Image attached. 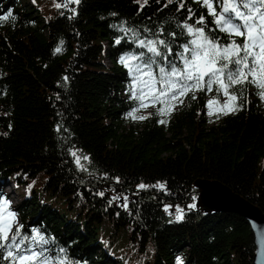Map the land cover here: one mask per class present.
Instances as JSON below:
<instances>
[{
  "label": "trees",
  "instance_id": "trees-1",
  "mask_svg": "<svg viewBox=\"0 0 264 264\" xmlns=\"http://www.w3.org/2000/svg\"><path fill=\"white\" fill-rule=\"evenodd\" d=\"M179 2L148 0L141 8L137 0H80L57 8L67 0H0V15L15 17L0 21V199L23 235L38 230L50 241L48 255L67 264H252L248 223L234 213L202 211L194 183L218 181L264 214L258 90L246 84L241 109L228 115L207 116L213 90L189 94L168 117L151 106L140 109L149 110L147 119L127 117L138 101L120 57L145 51L132 32L156 38L162 28L170 59L182 66L175 53L190 39L178 26L187 9L195 12L189 23L204 14L215 27L206 8L183 0L178 10ZM210 34L227 42L223 33ZM69 149L90 158L81 161L88 171L78 170ZM158 183L165 188L153 187ZM10 194L20 200L11 204ZM0 264L9 261L0 257Z\"/></svg>",
  "mask_w": 264,
  "mask_h": 264
},
{
  "label": "snow or ice",
  "instance_id": "snow-or-ice-1",
  "mask_svg": "<svg viewBox=\"0 0 264 264\" xmlns=\"http://www.w3.org/2000/svg\"><path fill=\"white\" fill-rule=\"evenodd\" d=\"M172 3L173 0H168ZM68 3L79 4L80 0H67L65 4L57 3V8L67 7ZM143 8L148 0H137ZM201 7L207 9V16L212 17L214 28H209L204 14L192 21L195 12L188 8V16L178 26L184 30L190 39L180 45L181 51L175 55L182 66H177L170 57L173 48L169 41L161 39L164 30L161 28L156 38L136 39L138 33L132 32L137 47L145 49L139 54H128L120 57V62L129 70L132 76L133 87L130 89L132 99L138 101V107L133 108L127 117L133 120H144L148 116L136 115L140 109L154 107L155 114L168 117L179 105L184 103V98L191 94V99H196L197 91L212 92L216 96L207 101L209 115H213L212 106L219 105V112L228 115L230 112L239 111L242 107V91L246 84L255 87L257 95L264 101V0H194ZM185 8L183 0L179 2V9ZM75 14V9H72ZM15 20L9 11L0 15V21ZM121 31L126 34L132 30L121 26ZM219 32L228 37L227 42L220 36L210 33ZM175 39L176 33H169ZM239 38V39H237ZM116 43H120L117 39ZM63 41L54 49L56 55L62 51ZM166 49V51H162ZM151 54V55H148ZM153 65L158 67V72L153 71ZM164 65V66H162ZM67 80V77H64ZM239 91V94H238ZM226 99L220 104L219 96ZM152 113H149V116ZM219 118V116H217ZM158 123L166 124L167 119ZM60 131V126H57ZM75 158L78 170L88 171L82 160L89 161L88 156L78 155V150L69 149ZM119 182V178H117ZM147 185L141 183L138 188L144 189ZM161 190L164 184H157ZM101 196L103 192L99 193ZM113 200L120 199L114 196ZM124 207L127 208V197H123ZM194 207V205H189ZM168 206H165V211ZM176 220L183 218L182 210L177 207ZM24 226L19 224L16 213L8 210V201L0 199V257L9 261V264H67L62 255L50 256V251L45 245L50 243L38 230L33 229L32 235L22 234ZM63 253V249L59 250ZM177 264L181 261L177 260Z\"/></svg>",
  "mask_w": 264,
  "mask_h": 264
},
{
  "label": "water",
  "instance_id": "water-1",
  "mask_svg": "<svg viewBox=\"0 0 264 264\" xmlns=\"http://www.w3.org/2000/svg\"><path fill=\"white\" fill-rule=\"evenodd\" d=\"M197 206L205 212L234 213L244 219L254 241L252 264H264V214L239 194L218 181L197 180Z\"/></svg>",
  "mask_w": 264,
  "mask_h": 264
},
{
  "label": "rangeland",
  "instance_id": "rangeland-1",
  "mask_svg": "<svg viewBox=\"0 0 264 264\" xmlns=\"http://www.w3.org/2000/svg\"><path fill=\"white\" fill-rule=\"evenodd\" d=\"M104 46H106L105 45V43H104ZM104 62L107 64V66L108 65H110L111 63H110V61H109V59H105L104 60ZM209 100V99H208ZM207 100V101H208ZM225 100H221L220 101V104H223V102H224ZM212 112H213V115H211V116H214L215 114H217L218 112H219V105H213L212 106ZM149 111V110H148ZM148 111H146V110H140L138 113H137V115H145V114H147L148 113ZM209 108L207 107V109H206V114H207V116H210L209 114ZM7 193L9 192L8 190H5ZM11 195V197L9 198V201H10V203L11 204H16L17 202H18V200H20L19 199V197L18 196H15L14 194H13V196H12V194H10ZM17 219V218H16Z\"/></svg>",
  "mask_w": 264,
  "mask_h": 264
}]
</instances>
